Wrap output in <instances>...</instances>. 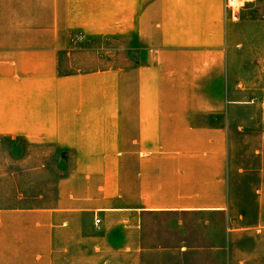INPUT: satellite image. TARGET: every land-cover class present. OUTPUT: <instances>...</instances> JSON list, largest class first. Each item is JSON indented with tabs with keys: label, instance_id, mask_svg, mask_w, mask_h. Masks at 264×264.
I'll return each mask as SVG.
<instances>
[{
	"label": "crops",
	"instance_id": "1",
	"mask_svg": "<svg viewBox=\"0 0 264 264\" xmlns=\"http://www.w3.org/2000/svg\"><path fill=\"white\" fill-rule=\"evenodd\" d=\"M43 6L38 26L0 15V149L26 177L0 204V264H264L224 263L242 234L264 247V118L229 97L225 0ZM62 32L145 53L63 68Z\"/></svg>",
	"mask_w": 264,
	"mask_h": 264
},
{
	"label": "rangeland",
	"instance_id": "2",
	"mask_svg": "<svg viewBox=\"0 0 264 264\" xmlns=\"http://www.w3.org/2000/svg\"><path fill=\"white\" fill-rule=\"evenodd\" d=\"M27 1L0 0V15H3L4 20L17 16L19 21L24 23L29 20L30 24L35 23L37 26L43 24L45 16L47 17L44 12V0H34L35 3L32 5L30 2V6ZM232 8L233 10L225 7L229 27L225 36L234 44L233 47H229L231 58L228 63L229 97L254 101L258 105L256 117L264 118V0H234ZM58 36L64 39V42L68 39L71 46L70 57L61 58L63 68L91 69L108 65L119 66L128 62L124 59L125 55L145 53L143 42L135 37L108 35L91 37L90 40L85 37L82 41L81 33L78 32L70 34L62 32L58 33ZM70 39L74 40V43ZM9 148V143H3L0 149V204L10 203L17 193L19 184L26 180L20 173H12L22 167L23 159L14 157ZM249 237L242 234L235 237L234 241L231 239L230 249L224 255V263L238 258L247 259L254 250L264 253V247L257 243L255 245L253 237ZM238 247L248 253L234 252L233 248ZM252 256L253 254L250 257ZM210 260L221 261L219 256Z\"/></svg>",
	"mask_w": 264,
	"mask_h": 264
},
{
	"label": "built area",
	"instance_id": "3",
	"mask_svg": "<svg viewBox=\"0 0 264 264\" xmlns=\"http://www.w3.org/2000/svg\"><path fill=\"white\" fill-rule=\"evenodd\" d=\"M233 4H234V0H226L225 1V7L230 8L232 10H233V8H232L233 7ZM95 222L98 223L99 222V219L96 218L95 219Z\"/></svg>",
	"mask_w": 264,
	"mask_h": 264
}]
</instances>
